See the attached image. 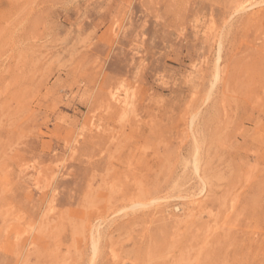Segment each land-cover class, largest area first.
<instances>
[{"label": "rangeland", "instance_id": "rangeland-1", "mask_svg": "<svg viewBox=\"0 0 264 264\" xmlns=\"http://www.w3.org/2000/svg\"><path fill=\"white\" fill-rule=\"evenodd\" d=\"M241 1L0 0V264H264Z\"/></svg>", "mask_w": 264, "mask_h": 264}, {"label": "bare ground", "instance_id": "bare-ground-1", "mask_svg": "<svg viewBox=\"0 0 264 264\" xmlns=\"http://www.w3.org/2000/svg\"><path fill=\"white\" fill-rule=\"evenodd\" d=\"M255 6H264V0H242L241 2L238 3L237 11H243L245 9H251ZM33 10V9H32ZM234 11V10H233ZM245 12V11H244ZM238 14V13H237ZM234 20V19H233ZM232 21V20H231ZM228 26V25H227ZM229 28V27H228ZM260 29V28H259ZM227 37V36H226ZM224 40V39H223ZM221 58V45L219 49V57H218V62ZM220 70V69H219ZM219 78V73L216 74V79ZM226 134V133H225ZM221 137V136H220ZM202 142V141H201ZM17 149V148H16ZM199 152V151H198ZM203 170V169H202ZM199 193V192H198ZM163 205V204H162ZM9 229V228H8ZM40 238V237H39ZM10 250V249H9ZM189 250V249H188ZM187 250V251H188ZM99 251V250H98Z\"/></svg>", "mask_w": 264, "mask_h": 264}]
</instances>
